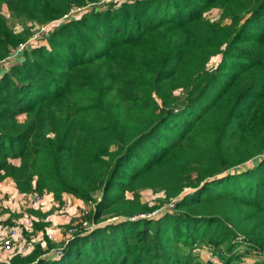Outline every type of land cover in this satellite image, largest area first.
<instances>
[{"label":"trees","instance_id":"16d2710c","mask_svg":"<svg viewBox=\"0 0 264 264\" xmlns=\"http://www.w3.org/2000/svg\"><path fill=\"white\" fill-rule=\"evenodd\" d=\"M100 1L0 0V60L31 35L2 5L41 25ZM212 7L230 24L205 19ZM6 178L96 207L60 258L48 242L0 264H206L183 251L198 243L224 247L222 264L249 251L264 264V0H123L57 27L0 79ZM142 189L178 201L130 220ZM110 215L125 218L99 226Z\"/></svg>","mask_w":264,"mask_h":264},{"label":"rangeland","instance_id":"374dc122","mask_svg":"<svg viewBox=\"0 0 264 264\" xmlns=\"http://www.w3.org/2000/svg\"><path fill=\"white\" fill-rule=\"evenodd\" d=\"M123 0H101L99 3H94V4H89L86 6H83L81 8L78 9H72L71 12L68 15H65L63 18L60 19H56V20H51L48 21L44 24H39L38 22H26V21H17L14 20V18L12 17V15L9 13L7 7L5 5H2L1 7V13L2 15L5 17L8 26L14 31V33H19L21 32L24 28L29 29L31 35L28 38V40L25 43H19L16 48L12 49L11 51H9V55L0 60V79L1 77L8 72V70L11 68V66L19 64L23 58H24V54L25 52L29 51L30 49L36 48L38 47V45H42V44H46V40L47 37L60 25L71 21V20H77L79 19L82 15H84L85 13L92 11V10H102L105 9L108 5H111L113 3L119 2ZM126 1V0H124ZM204 18L209 20L210 22H220V24L222 26L224 25H229L230 24V20L227 18L222 19V11L219 8L216 7H212L207 9L206 11H204L203 13ZM221 60V56L220 55H215V56H211L208 60V63L206 65V67L208 69H214L218 63ZM25 118L24 115H20L18 117V120L23 121ZM258 161V159L252 160L247 162L246 164L236 168L235 170L238 171H242L248 168H252V166L255 165V163ZM15 163H17V161H14ZM185 191H188V189H185ZM29 195V194H28ZM164 193L161 190H152V189H142L138 191V196H137V200L140 203V205H142L143 209L145 210L144 212L140 213L138 212V214L133 215L131 217H127V218H134V220H139V219H148V218H155L158 216H161V214L165 211V210H169L172 209L175 202L178 201V199H174L171 200L168 203H162V200L164 199ZM100 194H96L95 198H99ZM126 198L127 199H134L133 198V193H126ZM29 201H30V197H29ZM84 210L88 211V212H93V210H95L96 207V203L88 206L87 204L84 203L83 205ZM4 212V210L2 211V213ZM21 217H18L17 219L13 220L12 222L7 223L6 225H4L5 227L10 226L11 224L14 223H23L27 220H29V218H33L31 216V214L27 211V209L24 210V212L20 213ZM19 214V215H20ZM112 216V217H111ZM48 218L43 216L40 222L42 223L40 227L37 228V223L38 222H34L33 225V231H31V233H26L24 232V235H35L34 236V242H31L30 239L27 238L28 241V247H31V250L28 254H30L37 245L43 247L44 249L47 247V243H53L55 244V247H59V246H63L65 240H66V233L67 230L73 225H75V223H77L78 219L81 218L80 214L77 218H75L74 220L71 221L70 225L67 227H62L59 230V234L60 236L58 237V234L56 236L53 235V233H48L46 232V227L47 225L50 223V219L48 222H45L44 220ZM123 219L125 217L123 216H113L110 215L108 217H106V220L103 223H100L99 226H103L105 224H108L112 221L115 220H119V219ZM35 219V218H33ZM36 220V219H35ZM91 228V227H90ZM23 235V236H24ZM38 237V240H37ZM62 237V240L60 239ZM59 240V241H58ZM54 247V248H55ZM221 248L224 247H215L213 245H211L210 243H198L196 245H194L192 248H188V249H183V251L187 254H190L194 260V262H204L206 264H222V253L223 252ZM225 249V248H224ZM244 250L245 247L243 245H236L234 251H239L240 250ZM26 255H22V254H10L7 252H2L0 251V255L5 257L4 260L7 261L10 260L13 256L15 255H21V256H27ZM262 256H260L257 252H247L245 254V256L243 257L242 260H244L246 263H253L257 260H260Z\"/></svg>","mask_w":264,"mask_h":264},{"label":"crops","instance_id":"0c3cea01","mask_svg":"<svg viewBox=\"0 0 264 264\" xmlns=\"http://www.w3.org/2000/svg\"><path fill=\"white\" fill-rule=\"evenodd\" d=\"M0 194L10 198V201L5 202L3 212V223L6 225L9 222L21 217L25 209L36 219L37 228L43 223L42 217H48L50 223L46 227V232L58 234L62 227L69 226L71 221L77 218L80 211L83 209L84 202L76 199L72 195L63 194L60 201L54 199L51 193H44L41 195L40 202L37 207H33L29 201L28 194L20 193L14 182L10 178L0 181ZM20 214V215H19ZM42 222V223H40ZM3 232L0 230V237ZM62 240V237L60 238ZM59 241V240H58ZM5 257L0 255V262L7 263L9 258L4 260Z\"/></svg>","mask_w":264,"mask_h":264},{"label":"built area","instance_id":"2783aa9c","mask_svg":"<svg viewBox=\"0 0 264 264\" xmlns=\"http://www.w3.org/2000/svg\"><path fill=\"white\" fill-rule=\"evenodd\" d=\"M30 196V204L33 207H37L41 196L38 193H31ZM10 201V198L6 197L5 195L0 194V230L3 232V235L0 237V251L7 252L10 254H22L26 255L30 252L31 247H28V241L27 238L30 239L31 242H34V234L33 235H24V232L31 233L33 231V225L36 221L33 218H29V220L23 222V223H14L10 226L5 227L4 221L2 219L4 210V204L5 202ZM92 205V204H91ZM90 206V205H88ZM88 211L84 210V208L80 211V217L83 218L86 216ZM80 219V218H79ZM130 220H134V218H130ZM45 222L49 221V218H46L44 220ZM78 223V221H77ZM71 226L66 233V240L63 244V246L55 247L51 249L48 253H46L44 256L51 258V259H58L63 255V248L64 246L70 242L74 238V234L77 231V228L75 227L76 224ZM85 227H88L86 231L88 232L92 228H94V225L87 226L86 223H84ZM91 227V228H90ZM24 235V236H23ZM38 240V237H37Z\"/></svg>","mask_w":264,"mask_h":264}]
</instances>
